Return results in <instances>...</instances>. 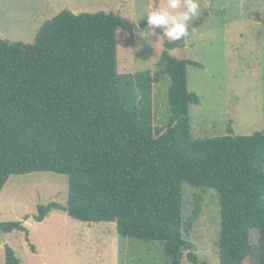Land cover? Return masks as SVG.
Segmentation results:
<instances>
[{
    "label": "trees",
    "instance_id": "trees-1",
    "mask_svg": "<svg viewBox=\"0 0 264 264\" xmlns=\"http://www.w3.org/2000/svg\"><path fill=\"white\" fill-rule=\"evenodd\" d=\"M134 29L114 12L65 9L32 43L0 37V193L12 174H65L66 204H40L36 221L61 210L115 222L122 237L164 242L168 264H182L185 253L192 264H208L184 233V183L214 188L219 264H264V130L194 136L189 108L201 98L189 89L188 65L200 64L165 51L156 72L120 75L118 33ZM164 79L170 119L158 126L152 89ZM15 229L30 240L23 221L0 222L1 231ZM5 252L6 264H22L10 245Z\"/></svg>",
    "mask_w": 264,
    "mask_h": 264
},
{
    "label": "rangeland",
    "instance_id": "rangeland-1",
    "mask_svg": "<svg viewBox=\"0 0 264 264\" xmlns=\"http://www.w3.org/2000/svg\"><path fill=\"white\" fill-rule=\"evenodd\" d=\"M54 1L38 12L37 5L27 0H0V37L32 43L41 25L65 9L75 14L117 13L135 24L134 33H118L120 75L156 72L165 51L200 64L188 65L189 89L201 98L189 108L194 136L264 130V0H195L197 15L187 22L181 44L170 48L168 44L178 40L165 34L170 25H150L147 17L155 10L178 15L185 10V0H178L177 9L168 7L170 0ZM168 91L167 79L153 84L152 108L158 126L170 119ZM68 188V176L51 171L9 177L0 193V222L23 221L30 240L20 230H0V264H6V245L22 264H168L172 260L164 242L122 237L115 222H84L61 210L52 211L43 221L33 218L40 204H66ZM200 194L202 211L191 221ZM221 209L216 189L184 183V233L208 264H219ZM182 264H192L186 253Z\"/></svg>",
    "mask_w": 264,
    "mask_h": 264
},
{
    "label": "clouds",
    "instance_id": "clouds-1",
    "mask_svg": "<svg viewBox=\"0 0 264 264\" xmlns=\"http://www.w3.org/2000/svg\"><path fill=\"white\" fill-rule=\"evenodd\" d=\"M181 5L178 0H170L168 7L171 9H177ZM198 3L195 0H185L184 11L178 13V15H172L169 11L155 10L152 11L148 17V23L153 26H169L166 27L165 34L172 39H179L181 36L187 33V22L198 11Z\"/></svg>",
    "mask_w": 264,
    "mask_h": 264
},
{
    "label": "crops",
    "instance_id": "crops-1",
    "mask_svg": "<svg viewBox=\"0 0 264 264\" xmlns=\"http://www.w3.org/2000/svg\"><path fill=\"white\" fill-rule=\"evenodd\" d=\"M27 1L30 3H34V5L36 4L37 6H35V9H37L38 12H39V7H41V6L44 7V4H50L51 2H55L54 0H27ZM2 7L3 6L0 4V12L2 11L1 10ZM27 17L28 18L30 17L29 13H28ZM31 17H33V16H31ZM11 18H14V17H11Z\"/></svg>",
    "mask_w": 264,
    "mask_h": 264
}]
</instances>
